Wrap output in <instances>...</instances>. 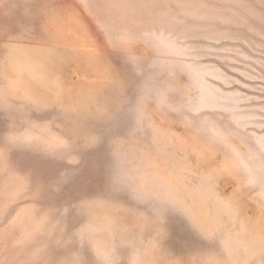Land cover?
Listing matches in <instances>:
<instances>
[{
  "label": "rangeland",
  "instance_id": "obj_1",
  "mask_svg": "<svg viewBox=\"0 0 264 264\" xmlns=\"http://www.w3.org/2000/svg\"><path fill=\"white\" fill-rule=\"evenodd\" d=\"M0 264H264V0H0Z\"/></svg>",
  "mask_w": 264,
  "mask_h": 264
}]
</instances>
